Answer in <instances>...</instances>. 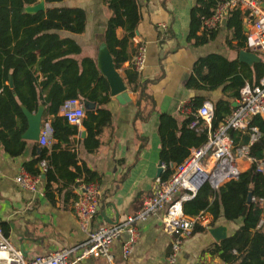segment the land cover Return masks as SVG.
<instances>
[{"label":"crops","instance_id":"crops-1","mask_svg":"<svg viewBox=\"0 0 264 264\" xmlns=\"http://www.w3.org/2000/svg\"><path fill=\"white\" fill-rule=\"evenodd\" d=\"M199 1L201 0H136L140 18L134 37L126 49L129 59L116 70L124 82L129 102L120 104L115 97L109 95L108 102L100 107L82 104L85 111L82 123L87 120L86 113L95 115L101 109L108 114V122L101 127L98 136L99 147L94 152L85 147L86 131L82 123L75 126L78 134L65 142L50 139L48 146L40 147L37 144L38 147H35L33 143L37 141L25 140V151L18 157L5 153L0 143V224H4L6 235L2 233L26 259L77 246L87 239L86 232L80 228L71 211L78 182L84 179V173H81V177L74 182L70 181L78 173L77 169L85 167L94 172L96 176L89 182H95L101 192L98 211L90 228L96 229L115 219L123 221L141 208L143 199L153 194L162 181L160 178L165 169L161 167V172L157 173L161 163L157 135L159 116L168 114L181 122L189 116L180 107L183 106L187 112H195L198 108L192 109V102L198 97L203 98V103H209L213 110V105L218 100H229L233 108L236 106L238 96L233 100L228 99L226 93L222 92L223 87L213 91L188 90L184 87L195 62L215 55L251 67L255 62L264 61V54L249 52L245 48L237 49V41L232 40V31L226 28L227 20L217 30H211L215 32L213 40L201 45L195 44L193 40L189 41L190 12ZM40 3L41 10L70 8L84 14L83 33H54L79 46L80 53L71 56L74 60L92 58L99 67L100 56L106 50L104 32L110 17L105 1L61 0L47 4L40 0L38 4ZM33 7L30 6L26 12L35 13ZM238 12L245 35L250 27L245 23L243 14ZM204 30L208 29L201 26L197 35H201ZM116 36L120 39L123 30L117 29ZM141 47L145 49V62L138 72L133 59ZM126 72L132 78L137 73L135 82L128 84ZM39 109L42 111L41 122H51V116L44 117L43 107L40 106ZM58 116L61 117L60 112ZM246 132L249 135L247 130L232 133L241 136ZM40 148H45L53 161L51 170L55 182L51 184L49 196L46 195V181L42 174L39 175L35 194L21 189L14 181L18 174L26 172L24 164L36 158ZM63 153L65 155H60ZM52 154L56 157H52ZM69 155L74 156V159ZM250 165L247 161L240 160L239 172H244ZM174 167L171 165L172 170ZM34 168L41 173L42 163L36 164ZM206 216L210 225L207 228L199 226L202 231L193 232L182 241L176 264H223L218 255L212 254L214 245L220 242L215 238L216 231L219 229L223 238L229 237L241 226L242 221L227 222L218 218L211 226L213 219L208 213ZM138 232V240L130 247L126 257L123 256L122 245L128 237L127 233L122 234L111 245L113 264H165L173 238L162 230L159 220L151 218L142 222L138 226ZM77 264L108 263L103 258L89 257Z\"/></svg>","mask_w":264,"mask_h":264},{"label":"trees","instance_id":"trees-1","mask_svg":"<svg viewBox=\"0 0 264 264\" xmlns=\"http://www.w3.org/2000/svg\"><path fill=\"white\" fill-rule=\"evenodd\" d=\"M61 0H44L54 3ZM110 17L104 32V44L108 50L115 70L128 61L126 49L134 37L139 21L136 0H104ZM219 0H201L190 12L188 40L201 45L214 39L215 32L204 30L197 35L203 19L212 15ZM40 0H0V143L2 149L11 157H18L25 151L27 142L23 134L27 130L25 112L35 114L43 107V115L51 116V140L65 142L78 134L75 126H70L58 116L61 105L66 99L77 98L87 107L106 104L110 88L107 80L99 71L92 58L74 60L71 56L80 53L79 46L70 39L61 38L56 31L81 34L85 28L84 14L77 9L47 8L35 13L26 8L35 6ZM123 30L118 39L117 29ZM232 31V40L237 41V49L245 48L242 22L238 11L232 12L226 22ZM40 75V77H39ZM126 72L128 84L135 82ZM264 77V61L255 62L251 67L237 61H227L222 57L209 55L198 59L192 74L184 87L188 90L213 91L220 87L228 99L238 96L239 88L247 81L256 84ZM10 83L12 87H10ZM66 88V91L64 89ZM143 95V89H142ZM229 93V94H228ZM192 109L199 108L203 98L193 100ZM140 105V102L137 103ZM212 128L216 129L233 110L229 100H218L213 105ZM87 120L82 123L86 131L84 140L88 151L99 147L98 136L101 127L108 122V114L101 109L97 113H86ZM189 116L179 122L171 115L159 116L157 135L160 142L159 157L165 171L160 180L167 179L173 170L188 156L189 149L202 146L206 141V130L202 126L190 128ZM257 128L260 138L249 147V155L256 161L264 159V121L254 117L248 124ZM235 145H248L249 135L231 133ZM38 147L37 143H33ZM56 148V145L52 146ZM60 155H65L60 154ZM67 156V155H66ZM74 159V156L69 155ZM52 157H56L52 154ZM46 163L42 174L46 181V195L51 194V184L55 182L51 170V157L45 148H40L36 158L24 164L27 173L39 176L36 164ZM78 170L71 182L84 173L85 181L93 180L96 174L87 168ZM183 213L193 217L201 212L212 217L211 226L218 218L227 222L241 220V226L229 237L214 245L212 254L218 255L223 264H264V174L256 163L231 180L212 190L209 185L201 187L194 198L182 205ZM0 229L5 233L4 224ZM199 226L193 232L202 231Z\"/></svg>","mask_w":264,"mask_h":264},{"label":"built area","instance_id":"built-area-1","mask_svg":"<svg viewBox=\"0 0 264 264\" xmlns=\"http://www.w3.org/2000/svg\"><path fill=\"white\" fill-rule=\"evenodd\" d=\"M262 5L261 0H219L212 15L203 19L202 26L208 30H217L232 12L240 11L250 27L244 35L245 50L264 54ZM144 62L145 49L141 47L133 59L138 72L142 70ZM180 109L185 110L192 118L190 128L202 126L206 130V141L198 148L189 149L188 156L173 168V173L158 184L153 194L143 199L139 210L116 224L91 229L90 223L97 214L101 192L95 182L80 180L71 211L80 228L86 232L87 239L77 246L26 259L19 249L10 244L0 229V264H77L89 257L103 258L108 264H113L111 245L122 234L127 233L128 237L122 245V253L126 257L130 247L138 240V226L151 218L158 219L162 230L173 238L165 264H176L182 241L192 235L196 226L207 228L210 225L204 212L193 217L185 215L182 210L183 203L192 200L204 185H209L216 191L227 182L237 179L240 174V160L249 164L256 163L258 170L264 174V159L256 161L249 155V147L260 138L257 128L249 129L248 145L235 146L231 137L234 131L247 130L252 118L264 119V77L256 84L245 82L239 88L236 106L216 129L212 128L214 113L209 103H203L195 112H187L183 106ZM59 112L71 126H80L85 117L82 103L77 98L66 99ZM51 136V122L45 121L41 124L37 144L40 147L48 146ZM42 167L41 174L46 167L43 162ZM161 167L165 169L164 165ZM39 179L40 176L21 172L14 181L21 189L35 194Z\"/></svg>","mask_w":264,"mask_h":264},{"label":"water","instance_id":"water-1","mask_svg":"<svg viewBox=\"0 0 264 264\" xmlns=\"http://www.w3.org/2000/svg\"><path fill=\"white\" fill-rule=\"evenodd\" d=\"M262 6L264 7V2ZM28 8H26V11L28 10ZM41 8H42V5L40 3L34 6L32 10L38 11V10H41ZM98 65H99L98 68L101 74L104 76V78L108 82V85L110 88V95L112 97H115L116 100L120 104H125L129 102V98L126 92L124 82L120 74L118 73V71L115 70L112 58L107 49L105 50L104 53L101 54ZM10 87H12L11 83H10ZM40 112H42L41 109H38V111L35 114L29 113L27 111L25 112L28 127L25 133L23 134L24 140H27V141H37L38 140L39 132H40L41 124H42ZM161 170H162L161 163H159V169L157 173H160ZM117 222H118L117 219H115L114 221H108L107 223L116 224ZM216 232H217V235L214 234L216 235L215 238L220 241L223 240L224 238L220 235L219 229H217Z\"/></svg>","mask_w":264,"mask_h":264}]
</instances>
